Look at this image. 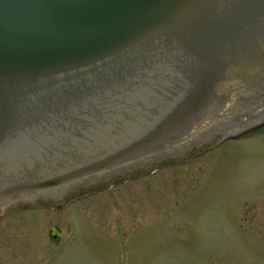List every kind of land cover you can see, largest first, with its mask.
<instances>
[{
	"label": "water",
	"instance_id": "obj_1",
	"mask_svg": "<svg viewBox=\"0 0 264 264\" xmlns=\"http://www.w3.org/2000/svg\"><path fill=\"white\" fill-rule=\"evenodd\" d=\"M262 125L264 0H0V207Z\"/></svg>",
	"mask_w": 264,
	"mask_h": 264
},
{
	"label": "rangeland",
	"instance_id": "obj_2",
	"mask_svg": "<svg viewBox=\"0 0 264 264\" xmlns=\"http://www.w3.org/2000/svg\"><path fill=\"white\" fill-rule=\"evenodd\" d=\"M112 185L72 203L78 212L35 211L32 228L9 211L0 264H29L21 250L47 245L29 231L63 223L66 233L73 212L74 242L43 264H264V134Z\"/></svg>",
	"mask_w": 264,
	"mask_h": 264
},
{
	"label": "flooded vegetation",
	"instance_id": "obj_3",
	"mask_svg": "<svg viewBox=\"0 0 264 264\" xmlns=\"http://www.w3.org/2000/svg\"><path fill=\"white\" fill-rule=\"evenodd\" d=\"M263 131L264 130H261L260 132L256 133L255 135L264 134ZM205 147L206 146H203L200 149H194L191 152H189L187 154V156L181 158V164L183 162H187L191 157L196 156L198 152H201V151L203 152ZM145 174L146 173H144L143 175H145ZM105 189H107V185L106 184H101L99 186L91 187V188L84 189L82 191H79V192H76V193H73V194H69V195L66 196V198L63 199V201L61 202L60 206H58V207H55V206L42 207V206H40V204L39 205H34V206H32V205H23V203L20 202L19 205H15V207H13V209H11V210H14L15 208L18 207V209H15L17 211V213L20 211L21 214H27V216L29 218V219H27L28 221H30L31 218L33 217L30 214L35 213V211H40L41 212V211H47V210H53V211L56 210L55 214H57L58 211H61V210H66V211H68L70 213H71L72 210H75L76 212H78L79 209H76L74 207H70V205H72V203L77 202L78 200L84 199L85 197H88L90 195L102 192ZM7 213H9V211L0 213V218L9 215ZM72 214H73V216H72L71 221L69 223V228L67 227L66 233L64 232L66 227L62 225L63 223L55 224L53 227H51L52 226L51 223H48L47 224L48 227H47V229L45 228L46 230L44 229V233L43 234H42V232L39 234L37 232L36 228H33V229H31L29 231L28 235H32V236H34V238H36V236H35V232H36L37 236L39 235V237H40V235H41L44 238L45 242L47 243L46 246L42 245L40 247H35L36 245L41 244V243L37 242V240H35L36 244H35V242H34V244L31 243L32 244L30 246L31 248H29L28 251L25 252L24 248L21 250L23 255H28V257H30L31 260L29 261V264H31V262L35 263V264H43V263H45V262L50 260V258L52 257L53 253L58 249V247L61 244L66 245V246L72 245V243L74 242V236L77 233V230L74 228L73 223H71L72 220H73V217H74V212ZM80 214L84 215L83 213H80ZM29 225L32 228L36 224L31 222V224H29ZM28 240H29V238H28ZM41 242H43L42 239H41ZM67 242H68L69 245H67ZM24 247H25V245H24Z\"/></svg>",
	"mask_w": 264,
	"mask_h": 264
}]
</instances>
